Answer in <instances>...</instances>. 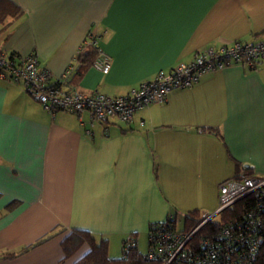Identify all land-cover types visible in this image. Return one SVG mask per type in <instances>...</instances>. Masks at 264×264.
<instances>
[{"label": "crops", "instance_id": "obj_1", "mask_svg": "<svg viewBox=\"0 0 264 264\" xmlns=\"http://www.w3.org/2000/svg\"><path fill=\"white\" fill-rule=\"evenodd\" d=\"M11 1L19 12L0 22V50L37 52L58 76L92 32L111 69L90 66L74 83L113 96L201 48L264 40V0ZM89 119L0 78V264H74L91 249L65 256L74 229L108 240L111 258L131 236L140 251L153 222L214 212L242 164L264 175V61L208 73L128 123Z\"/></svg>", "mask_w": 264, "mask_h": 264}, {"label": "built area", "instance_id": "obj_2", "mask_svg": "<svg viewBox=\"0 0 264 264\" xmlns=\"http://www.w3.org/2000/svg\"><path fill=\"white\" fill-rule=\"evenodd\" d=\"M88 46L98 54L92 66L108 73L111 55L99 46V36L89 32L81 50L66 70L55 76L43 65L37 52L26 56L8 54L0 50V78L22 84L34 100L50 112H72L80 118L89 114V123L118 119L131 122L138 111L168 101L175 89L193 87L206 74L232 65L251 67L264 61V40H232L196 51L189 62H181L170 70H160L152 79L144 81L124 95H108L99 90L85 91L73 81L79 66L78 56ZM248 198V207L238 215L222 222L218 229L202 236L197 233L237 202ZM170 217L153 222L149 228L146 257L160 264H258L264 246V175H258L250 164H242L239 171L219 184V203L214 212L191 231L180 230ZM137 247L134 236L124 244L123 254Z\"/></svg>", "mask_w": 264, "mask_h": 264}, {"label": "trees", "instance_id": "obj_3", "mask_svg": "<svg viewBox=\"0 0 264 264\" xmlns=\"http://www.w3.org/2000/svg\"><path fill=\"white\" fill-rule=\"evenodd\" d=\"M19 6L13 3L11 0H0V22H4L10 15L18 16ZM17 10V11H16ZM98 54V50L95 47H86L78 56L79 66L77 72L73 78L76 82L86 71L92 66L94 59ZM248 198L237 202L233 207L227 209L221 216V220H212L208 222L196 235L195 239L199 240L202 236H206L211 232L218 229V226L227 221L229 218L240 215L246 207H248ZM203 220L198 210H193L186 216V231L193 230ZM50 238L46 236L38 240L37 244ZM85 243L91 245V249L80 260L74 264H160L156 260H151L142 254L138 247L130 248L128 254H123V257L111 258L109 256V244L108 240L102 239L99 242L87 231L74 229L69 235L62 241L63 250L65 256H70L77 252ZM258 264H264V246L261 251Z\"/></svg>", "mask_w": 264, "mask_h": 264}, {"label": "rangeland", "instance_id": "obj_4", "mask_svg": "<svg viewBox=\"0 0 264 264\" xmlns=\"http://www.w3.org/2000/svg\"><path fill=\"white\" fill-rule=\"evenodd\" d=\"M189 212L187 213H180L178 215V218H177V225H178V228L180 230H184L186 228V216L188 215ZM139 249L142 253H145L148 249V245L146 243V240H141L140 244H139ZM120 257H123V255L121 254Z\"/></svg>", "mask_w": 264, "mask_h": 264}]
</instances>
